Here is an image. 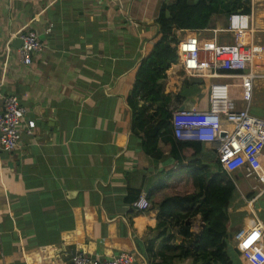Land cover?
<instances>
[{"label":"crops","instance_id":"crops-1","mask_svg":"<svg viewBox=\"0 0 264 264\" xmlns=\"http://www.w3.org/2000/svg\"><path fill=\"white\" fill-rule=\"evenodd\" d=\"M164 2L0 0V112L3 97L14 95L36 124L33 137L23 136L21 148L1 155L0 264H71L78 253L106 260L120 252H132L133 264H156L153 254L168 235L171 244L190 246L191 237L182 235L178 224L166 222L164 233L157 231L158 209L166 196L196 191L191 177L195 168L207 165L210 172L220 173L216 154L202 144L180 147L165 133L146 154L142 144L149 127L133 128L132 118L135 114L137 123L150 119L153 109L136 99L138 109L132 113L125 102L146 44L158 30ZM252 4L257 34L264 0ZM227 20L225 15L214 17L209 29L196 32L197 42L209 46L210 30H218V42L233 43L224 32ZM24 30H33L44 45L30 65L20 62L14 47ZM173 34L180 40L189 32ZM167 72L169 83L180 74L172 67ZM186 81L181 95L192 108L206 109L200 84L193 88L196 79ZM175 102L171 97L170 105ZM249 110L263 118L264 102L253 97ZM233 177L236 194L225 241L236 264H244L232 237L252 215L264 224V203L259 204L264 193L249 199L251 188L242 194L237 184L244 178L239 173ZM140 194L151 207L134 212L131 204ZM199 219L188 220L191 234Z\"/></svg>","mask_w":264,"mask_h":264},{"label":"built area","instance_id":"built-area-1","mask_svg":"<svg viewBox=\"0 0 264 264\" xmlns=\"http://www.w3.org/2000/svg\"><path fill=\"white\" fill-rule=\"evenodd\" d=\"M249 4V13L238 10L228 16L224 32L232 37L233 43L218 42L216 33L219 31L210 30L213 37L207 47L191 38L178 39L172 45L177 61L171 67L180 74L175 76L173 83L167 81L166 91L170 95L174 92L178 94L184 80L201 81L200 88L206 95L207 108L180 111L183 100L170 105L172 136L179 142L210 146L216 154L220 173L227 175L235 187V173L253 181L250 188L253 192L257 191V198L264 193V118L252 114L249 108L256 82L264 79V75L257 73L254 67L259 46L253 36L252 0H249ZM18 38L22 42L17 49L20 62L30 65L32 57L43 52L44 45L33 30L20 32ZM230 80H236L239 84L234 85ZM235 87L239 89L238 99L232 95ZM26 116L27 110L16 96L3 97L0 161L2 154H11L21 148L23 136L33 137L36 124ZM131 207L134 212H144L151 205L146 195L140 194ZM202 227L203 222L199 219L194 233H199ZM232 242L244 264H264V224L254 215L246 228L234 234ZM134 261L132 252H120L106 260H96L78 253L73 256L71 264H133Z\"/></svg>","mask_w":264,"mask_h":264},{"label":"trees","instance_id":"trees-1","mask_svg":"<svg viewBox=\"0 0 264 264\" xmlns=\"http://www.w3.org/2000/svg\"><path fill=\"white\" fill-rule=\"evenodd\" d=\"M238 10L249 13V0H170L161 5L156 20L158 30L146 44L145 56L136 67L134 82L125 100L132 113L138 109L136 99L147 102L153 109L150 119L146 118L137 123L135 114L132 118L133 128L136 125L149 127L145 130V141L142 144L146 154L156 149L157 141L163 133L173 135L169 124L170 97L166 94V98L164 89L167 82L166 72L177 61L176 50L172 47L177 39L172 31L184 30L189 32L187 38L196 39V32L209 29L214 17H228ZM184 81L187 85L188 82ZM200 83L196 79L191 85L194 88ZM175 98L176 102L186 100L181 91ZM150 120H154V124ZM175 142L180 147L200 144ZM191 172L196 191L185 196L164 197L158 209L156 229H162L161 233H164L166 222L178 224L181 234L191 237L192 242L188 247L182 244L173 245L172 236L168 235L162 240L153 258L159 259L156 264H183L185 260H190L188 264H236L228 254L225 241L229 226L228 209L235 198L236 188L227 175L212 173L207 165H201ZM195 216L200 217L203 227L199 233L191 234L188 220Z\"/></svg>","mask_w":264,"mask_h":264},{"label":"rangeland","instance_id":"rangeland-1","mask_svg":"<svg viewBox=\"0 0 264 264\" xmlns=\"http://www.w3.org/2000/svg\"><path fill=\"white\" fill-rule=\"evenodd\" d=\"M166 2H170V0H166ZM258 9H262L261 7L258 8ZM264 9V8H263ZM262 16V21L264 23V10L263 12L260 14ZM261 24L259 22V26H258V33L256 34L255 32H257V28H253V34H254V42H258V46H259V49L256 53V59L254 61V67H255V71L259 74H263L264 75V24ZM260 28V29H259ZM182 34V33H180ZM173 36H175V34H173ZM209 38V36H208ZM229 38V37H228ZM210 39V38H209ZM202 42H204L205 44L208 43V40H202ZM229 42V41H227ZM231 42V41H230ZM229 42V43H230ZM231 83H233L234 85H238L239 82L236 81V80H232L230 81ZM232 95L235 97L238 93H239V89L238 87L234 88L233 91H232ZM175 92L171 95V97H175ZM170 97V96H169ZM171 97H170V101H171ZM256 101H259L260 103L261 102H264V79H261L259 80L257 83H256V86L254 87V96H253ZM264 118V117H263ZM246 180V179H245ZM244 179H239L237 181V184L240 188V191L242 194H245L246 192H248V189L251 185H249V183L246 184V181ZM260 188H262L261 186H259ZM257 193V191H254V194H249L247 197L250 199V197H253V195H255ZM262 204L264 203V195L263 197L261 198L259 204ZM242 216H239V219H241ZM241 224V223H240ZM228 253L230 255V257L232 259H234V255L232 254L231 250L228 249Z\"/></svg>","mask_w":264,"mask_h":264},{"label":"water","instance_id":"water-1","mask_svg":"<svg viewBox=\"0 0 264 264\" xmlns=\"http://www.w3.org/2000/svg\"><path fill=\"white\" fill-rule=\"evenodd\" d=\"M21 44H22V42H21V40L18 38L16 41H15V43H14V47L15 48H19L20 46H21ZM192 109V106L190 105V100H185L182 104H181V106L179 107V110L180 111H183V110H185V111H187V110H191Z\"/></svg>","mask_w":264,"mask_h":264}]
</instances>
